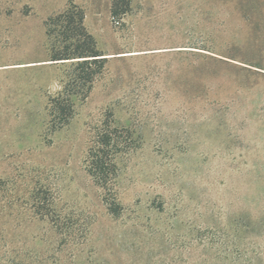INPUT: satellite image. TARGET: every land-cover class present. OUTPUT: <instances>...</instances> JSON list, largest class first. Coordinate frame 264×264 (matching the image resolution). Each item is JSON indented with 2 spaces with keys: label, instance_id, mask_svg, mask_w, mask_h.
<instances>
[{
  "label": "rangeland",
  "instance_id": "374dc122",
  "mask_svg": "<svg viewBox=\"0 0 264 264\" xmlns=\"http://www.w3.org/2000/svg\"><path fill=\"white\" fill-rule=\"evenodd\" d=\"M72 3L108 60L55 127ZM106 120L133 140L111 192ZM0 264H264V0H0Z\"/></svg>",
  "mask_w": 264,
  "mask_h": 264
},
{
  "label": "trees",
  "instance_id": "16d2710c",
  "mask_svg": "<svg viewBox=\"0 0 264 264\" xmlns=\"http://www.w3.org/2000/svg\"><path fill=\"white\" fill-rule=\"evenodd\" d=\"M46 27L49 34L62 39L60 47H55L51 61L75 63L74 77L63 93L49 102L53 125L62 127L74 118V98L89 96L95 81L103 74L108 58L98 49L85 26V14L76 4L72 3L64 13L49 19ZM132 142L130 134L114 125L112 120L104 121L95 130L86 158L87 170L95 182L109 192L118 177V158L132 148Z\"/></svg>",
  "mask_w": 264,
  "mask_h": 264
}]
</instances>
